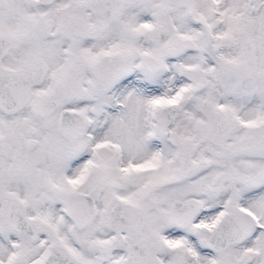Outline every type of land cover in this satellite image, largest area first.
I'll return each mask as SVG.
<instances>
[{"label": "snow or ice", "instance_id": "obj_1", "mask_svg": "<svg viewBox=\"0 0 264 264\" xmlns=\"http://www.w3.org/2000/svg\"><path fill=\"white\" fill-rule=\"evenodd\" d=\"M0 264H264V0H0Z\"/></svg>", "mask_w": 264, "mask_h": 264}]
</instances>
